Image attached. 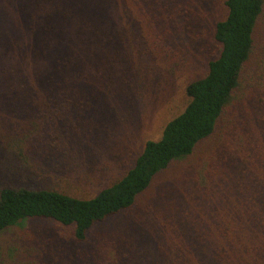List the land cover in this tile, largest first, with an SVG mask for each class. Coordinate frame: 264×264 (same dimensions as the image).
<instances>
[{
  "label": "trees",
  "instance_id": "1",
  "mask_svg": "<svg viewBox=\"0 0 264 264\" xmlns=\"http://www.w3.org/2000/svg\"><path fill=\"white\" fill-rule=\"evenodd\" d=\"M129 2L138 6L137 0H0V113L12 109L22 122L13 132L0 131V146L22 154L40 137L47 118L94 108L91 96L101 76L104 83L109 79L101 64L128 59L120 43L128 30L121 15ZM223 5V16L213 24L217 55L201 77L184 85L183 109L157 139L144 141L131 166L89 197L46 187H1L0 231L25 219L46 218L84 240L95 223L128 209L157 173L210 137L239 89L261 94L264 105V41L257 45L255 38L264 0H224ZM253 63L255 76L242 82L244 69ZM255 133V140L241 145L247 157L237 148L228 165L233 173L237 169V177L231 176L237 188L233 199L216 211L217 217L198 223L189 241L156 239L145 258L134 241L114 247L104 239L96 264H264V122ZM207 165L194 171L198 186L208 180ZM246 170L253 173L249 181L239 178Z\"/></svg>",
  "mask_w": 264,
  "mask_h": 264
},
{
  "label": "rangeland",
  "instance_id": "2",
  "mask_svg": "<svg viewBox=\"0 0 264 264\" xmlns=\"http://www.w3.org/2000/svg\"><path fill=\"white\" fill-rule=\"evenodd\" d=\"M223 1L129 2L126 15H121L128 30L120 43L128 59L115 57L111 65L101 64L109 79L104 83L101 76L91 96L94 108L69 110L59 120L47 118L40 137L22 154L0 146V188L46 187L89 197L117 179L144 141L157 139L164 124L183 109L188 100L184 85L201 77L208 60L217 55L213 24L224 14ZM255 38L257 45L264 41V17ZM139 56L141 61L136 60ZM255 72L253 63L244 69L242 82ZM260 98L255 91L239 89L210 137L190 156L157 173L128 209L95 223L84 240L73 239L69 227L46 218L25 219L0 231V264H96L104 239L114 247L134 241L144 248L145 258L156 239L189 241L196 225L217 217L216 211L237 192L231 183L237 169L233 173L228 165L237 148L255 140V130L264 122ZM21 124L12 109L0 113V131L10 133ZM239 150L247 157L246 148ZM206 162L208 180L198 186L194 171ZM252 174L246 170L239 178L249 181Z\"/></svg>",
  "mask_w": 264,
  "mask_h": 264
}]
</instances>
